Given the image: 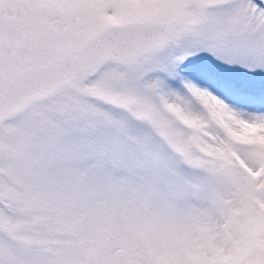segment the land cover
Instances as JSON below:
<instances>
[{
	"label": "snow or ice",
	"instance_id": "1",
	"mask_svg": "<svg viewBox=\"0 0 264 264\" xmlns=\"http://www.w3.org/2000/svg\"><path fill=\"white\" fill-rule=\"evenodd\" d=\"M0 264H264V0H0Z\"/></svg>",
	"mask_w": 264,
	"mask_h": 264
}]
</instances>
